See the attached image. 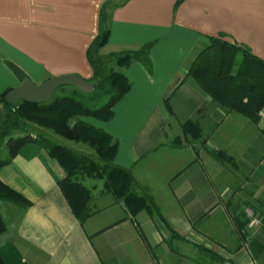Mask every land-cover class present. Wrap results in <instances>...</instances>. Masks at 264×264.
Wrapping results in <instances>:
<instances>
[{
  "label": "crops",
  "instance_id": "crops-1",
  "mask_svg": "<svg viewBox=\"0 0 264 264\" xmlns=\"http://www.w3.org/2000/svg\"><path fill=\"white\" fill-rule=\"evenodd\" d=\"M106 1L0 0V95L22 78L34 84L70 74L89 80L85 50ZM175 1L113 0L107 42L98 52L135 51L153 42L148 67L133 62L121 70L129 89L112 118L94 127L116 143L112 163L130 171L132 192L149 198L157 213L130 216L93 183L91 214L79 223L56 185L58 165L25 146L0 168V181L29 202L12 211L0 237L22 263L264 264V109L256 124L241 119L187 74L206 37L220 34L264 61V0H183L174 9ZM2 116L0 105V122ZM185 121L199 125L204 143L172 145ZM205 148L222 151L230 162L214 160ZM246 208L263 216L256 230L245 227Z\"/></svg>",
  "mask_w": 264,
  "mask_h": 264
},
{
  "label": "trees",
  "instance_id": "trees-1",
  "mask_svg": "<svg viewBox=\"0 0 264 264\" xmlns=\"http://www.w3.org/2000/svg\"><path fill=\"white\" fill-rule=\"evenodd\" d=\"M182 1L176 0L173 8H177ZM116 6L113 0H108L100 7L97 34L85 50L91 70V77L86 82L92 86L91 92L82 93L73 87H60L57 89L58 94H52L46 103L19 102L16 107L3 101L8 91L0 95L3 113L0 122V168L7 165L25 146L43 151L60 168L62 176L56 185L79 223L91 214L89 205L94 189L86 187L85 180L100 182L98 193L109 194L120 201L130 216L141 211L150 216L157 213L149 198L132 192L133 178L130 171L112 163L116 152L113 139L82 120L109 121L112 107L129 89V83L121 70L133 62L144 66L149 62L147 56L153 42L145 43L135 51L110 53L105 57L98 54L107 42L108 31L104 28L108 21L107 11ZM223 36L206 37L207 46L191 62L187 74L219 107L256 124L264 109V61L251 55L245 47L224 41ZM110 61L114 62L117 71L108 69ZM9 67L21 77L15 67ZM30 125L49 130L70 143L83 145L92 151L93 156L56 144L42 134L32 135L28 130ZM197 139L204 143L199 125L185 121L181 125V138H175L172 145L177 147L181 140ZM204 150L220 163L230 162V157L222 151ZM0 204H4L1 207L6 208L10 215L14 209L23 211L29 206L22 195L1 181ZM7 225V219L0 214V237ZM0 264L24 263L11 244L0 242Z\"/></svg>",
  "mask_w": 264,
  "mask_h": 264
},
{
  "label": "water",
  "instance_id": "water-1",
  "mask_svg": "<svg viewBox=\"0 0 264 264\" xmlns=\"http://www.w3.org/2000/svg\"><path fill=\"white\" fill-rule=\"evenodd\" d=\"M60 87H73L82 93L93 90L90 84L75 74L52 77L39 84H34L29 79H22L17 87L4 95L3 101L11 107H16L19 102L43 104L48 102L53 92Z\"/></svg>",
  "mask_w": 264,
  "mask_h": 264
},
{
  "label": "rangeland",
  "instance_id": "rangeland-1",
  "mask_svg": "<svg viewBox=\"0 0 264 264\" xmlns=\"http://www.w3.org/2000/svg\"><path fill=\"white\" fill-rule=\"evenodd\" d=\"M160 43V42H158ZM173 43V42H172ZM106 52H103V55L101 57H105L106 55ZM177 56L178 54L177 53H173V60L172 62L175 63L177 61ZM240 56V55H239ZM238 58H241V57H238ZM150 61V58L149 60ZM149 63V62H148ZM149 64L145 65V67H148ZM107 67L108 69H113V70H116V67L114 66V62L113 61H110L108 64H107ZM117 71V70H116ZM39 84V83H38ZM53 94H58V91L55 90ZM261 114V113H260ZM243 119V118H241ZM88 123L92 124L93 126L95 125H99L97 121H94V120H91V119H88L87 120ZM28 130L29 132L32 134V135H37V134H42L48 138H50L54 143L56 144H59V145H64L66 147H69L71 149H73L74 151L76 152H79L81 154H85V155H90V156H93V153L92 151H90L87 147L83 146V145H80V144H73V143H70L68 141H65L61 138H59L58 136L54 135L51 131L49 130H45L43 128H40V127H37L35 125H30V127H28ZM93 183H96V184H100V182H97V181H91V180H85L84 181V185L86 187H90L91 184ZM4 204H0V214L7 219V224H9V221H13V218L12 216L9 214L8 210L5 208H2L1 206H3ZM8 226V225H7Z\"/></svg>",
  "mask_w": 264,
  "mask_h": 264
},
{
  "label": "built area",
  "instance_id": "built-area-1",
  "mask_svg": "<svg viewBox=\"0 0 264 264\" xmlns=\"http://www.w3.org/2000/svg\"><path fill=\"white\" fill-rule=\"evenodd\" d=\"M247 218L246 228L256 230L262 223L263 216L254 214L250 209H244Z\"/></svg>",
  "mask_w": 264,
  "mask_h": 264
}]
</instances>
